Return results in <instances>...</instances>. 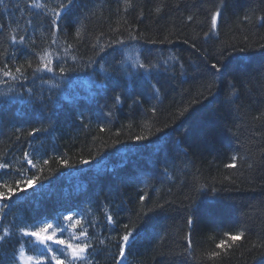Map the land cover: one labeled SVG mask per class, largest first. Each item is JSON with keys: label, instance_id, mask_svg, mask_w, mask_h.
Instances as JSON below:
<instances>
[{"label": "trees", "instance_id": "16d2710c", "mask_svg": "<svg viewBox=\"0 0 264 264\" xmlns=\"http://www.w3.org/2000/svg\"><path fill=\"white\" fill-rule=\"evenodd\" d=\"M6 2L9 6L8 14L3 15L5 20L8 15L13 20H20L22 15L27 18L30 13L36 11L33 9L23 13L17 11L15 5L19 4L23 9L26 0ZM162 2L169 0H134L135 7L125 13L123 6L117 4V0H99L98 3L96 0L91 2L82 0L80 9L74 10L71 16L62 22L63 31L59 34V44H63L65 40L72 43L77 48L74 54L86 62L93 56V52L87 44L74 39L76 27H79L80 23L73 17H78L79 21H82L84 25L82 38L89 42H94L95 36L102 31L107 33L112 28L126 26V20L127 25L139 27L143 39L150 37L157 40L155 45L140 43L135 46L136 50L142 52L145 48L152 49L153 57L176 53L184 61L192 63L193 68L199 65V72L189 71L186 76L167 80L159 100L153 99L145 103L144 108L150 104L158 106L156 119H148L150 114H145L142 108L131 106L132 99L129 98L117 106L112 124L106 126L111 131L101 133L97 127L102 123L98 117L100 107L106 102L111 103L113 90L123 92V86L117 87L115 81L112 83L106 81L105 91L93 96L96 88L89 79L92 69L87 72H69L61 81V88L54 97L60 105L55 132L51 136L39 134V139L25 135L17 141L14 135L16 128L25 130L26 134L27 130L36 126L35 118L30 115L32 105L27 100L21 103L11 97L6 98L7 103H4L2 101L5 98L0 97V156L8 153L10 154L8 158L11 159L21 157L25 148L32 151L26 143L28 140L34 141L33 148L46 151L54 157L48 166H44V175H51L52 178L48 198L39 200L37 197L23 205L14 204L13 215H9L8 220L11 221L14 215L54 214L66 200L73 204H91L94 211L86 216V219L91 220L93 214H99L95 212L96 202H106L107 198L113 205L114 214L119 213L118 224L122 225L128 222L129 217L137 221L138 196L141 194L138 190L143 188L149 196L148 207H152L156 201L165 204V207L163 210L158 209L156 213H150L149 216L153 217L151 220L142 218L137 221L140 225L137 229L140 231L139 242L131 248L124 264H202L199 259L200 253L214 248L222 232L235 231L241 225L247 228V239L243 241V246H236L224 255L222 264H264V248L251 247L252 243L264 239V167L257 166L251 170L246 164L243 167L238 164L237 169L225 167L231 156L237 152L246 158H249L248 153L251 152V156L257 161L264 152V126L261 122H252L254 115L264 112V72L259 57L261 50L255 47L257 42L264 43V26L256 21L255 17L251 23L243 21L244 14L249 10L255 12L257 17L264 15V0H230V5L220 21L218 37L207 42L202 38L203 31L207 30L203 9L209 6V0H181L179 11L172 7L158 15L155 6ZM171 3L174 4L175 0H171ZM185 5L188 12L185 11ZM118 6L121 8L119 12ZM140 9H143V22L137 20ZM85 10L94 11L95 16H84ZM190 13L196 14L195 22L186 21L185 17ZM42 21L43 17L36 21L35 30L27 29L29 37L36 38L35 52H43L44 49L54 50L57 47L50 44L48 25L42 24ZM18 34H25L24 21L20 22ZM7 35L6 31L0 36V50L16 52L17 64H23L29 59L36 62L33 46L28 41H26L28 47L23 45L10 47ZM245 36L248 37L247 42L253 44L252 49L245 53L239 51L233 53L229 58L232 60L229 72L218 82L219 87L212 89L213 95L209 96L202 87L206 79L203 76L205 61L202 56L208 57L207 64L210 67L222 48L231 44L238 49L244 45ZM164 37H168L172 43H160ZM185 39H195L197 48L201 51L198 52L190 44L183 43ZM205 49L207 51H204ZM228 50L231 51L230 48ZM135 54V51L129 48L125 51V59ZM71 64L69 60V65ZM79 66L82 68L83 63H79ZM128 66L126 62L124 68L127 69ZM44 75L45 78L51 76ZM117 80L129 83L126 72ZM233 83L237 85L239 99L231 94ZM13 87L22 91L17 85ZM24 87L39 88L40 81L37 80L36 84L32 85L29 80ZM5 90L6 86H0V92ZM140 92H147L143 84L131 90L129 94L135 96ZM200 93H203V96H200ZM44 94L47 95V92ZM66 95L76 98V104L65 105L63 97ZM193 100L199 102L192 104L189 113L184 117L177 118L179 110ZM81 111L89 123L86 130L80 127L75 119ZM165 121L171 124V127L164 133L150 136V141H155V144L145 141L149 147L136 151L139 145H133L128 137L141 133L148 135L145 125L162 127ZM128 124H132V127L121 129V125ZM155 127H152L153 132ZM118 129L122 131L119 137L122 143L103 149L104 141L111 145L112 141L117 139L114 133ZM156 136L162 139L156 140ZM165 136L167 141L163 139ZM93 137L97 138L95 142ZM177 141L183 142L180 144L181 150L188 149V158L194 167L187 175H178L175 181H170L163 175V161L167 154L170 157L179 156L180 159L176 163L178 165L181 163L182 151L179 153L173 151ZM157 146L165 150L156 152ZM98 150L103 152L104 160L98 158L91 166L79 164L81 158L91 159ZM122 152L127 153L126 168L119 167ZM59 155L69 159L74 167L65 168L56 162L55 157ZM81 168L84 171H80ZM106 169H112L113 172H106ZM141 171L143 176L140 179L129 178L140 176ZM226 176L234 179L235 183L228 181L221 183ZM5 179L12 183L14 177ZM194 180L197 186L214 183L218 189L229 190L220 191L215 196L211 192H195ZM44 182L48 183L47 180ZM78 188L86 189L87 195L84 191H77ZM153 188L159 189V192L153 191ZM23 195L21 193V196ZM13 199L17 200L18 197ZM193 201L200 210L199 222L194 232V240L199 242L196 260L181 255L185 247L184 235L190 231L186 227V218L190 214L189 205ZM96 231L102 232L104 236L109 234L99 228ZM117 251L114 244H110L108 248L98 246V251L92 259L96 264H114L112 257Z\"/></svg>", "mask_w": 264, "mask_h": 264}, {"label": "snow or ice", "instance_id": "6c2138e0", "mask_svg": "<svg viewBox=\"0 0 264 264\" xmlns=\"http://www.w3.org/2000/svg\"><path fill=\"white\" fill-rule=\"evenodd\" d=\"M91 2V0H90ZM98 3L99 0H96ZM82 0H26L24 8L21 9L20 5H15L17 11L28 12L29 9L36 10L25 18L23 15L20 20H13L8 15L7 20L3 18V15L8 14V3L6 0H0V36H3L7 31V39L9 46L23 45L28 47L26 41L33 46L35 52V45L37 44L34 36L29 37L27 33L28 28H36V21L43 17V21L48 25V32L50 33V44L57 46L54 50L44 49L43 52H35V60H26L23 64H17L15 57L16 52H10L8 49L0 50V86H6V90L0 92V97L5 98L2 102L7 103L8 97L13 100H19L24 103L26 100L32 105V113L30 114L35 118L36 126L31 127L26 131L21 128H16L14 135L17 141H20L23 136L40 138L39 134H47L51 136L55 130L59 120L60 105L54 97L57 96V90L61 88V81H63L69 72H87L92 69V74L89 77L91 82L95 85L96 91L92 95H98L105 91L106 81L108 83L116 82V86H123V92H116L113 90L111 97V103L106 102L100 107L98 113L99 119L102 123L97 127L101 133L105 131H111L107 128V125L112 124L114 120V113L118 105L125 103L127 99H132L131 106H137L144 110L145 114H150L148 119H156L158 116V106L149 105L144 108L145 103L150 100H159L162 91L165 90V84L167 80L177 79L182 76L188 75L189 71L199 72L200 66L192 67V63L186 62L183 58L176 54L171 53L168 56L163 54L153 57L152 49L145 48L142 52L136 50L135 46L144 44L157 43V40L152 38L143 39V33L139 30L138 26L127 25L110 29L109 32H100L95 36L94 42H89L83 39L84 25L82 21H79L78 17H73L75 21L80 23L79 27H76L74 39L82 44H87L93 52V56L86 62H83V58H78L74 53L77 48L72 43H68L67 40L63 44H59V34L63 31L61 24L65 22L74 10L80 9ZM118 5L123 6L125 13L129 12L135 7L134 0H117ZM230 0H209V6L204 8L205 22L207 23V30L203 31L202 38L205 42L218 37L220 21L224 15V12L228 9ZM174 7L176 11L181 8V0H175V3L162 2L155 6V12L158 15H162L167 8ZM185 11L188 12L187 6H184ZM121 8L118 6L117 12ZM84 16L94 17V11L85 10ZM264 26V15L255 16V12L249 10L243 16V21L247 23L253 22V18ZM186 21L195 22L196 14L190 13L186 15ZM144 15L143 9H140V14L137 20L143 22ZM24 21L25 34L19 35L18 30L20 28V22ZM75 27V24L73 25ZM244 45L237 47L235 45H228L219 51L214 62L207 64L208 57L202 56L205 61V68L203 76L206 78L202 87L208 92L209 96L213 95L212 89L219 87V81L221 78L229 72L233 53L239 51L245 53L252 49L253 44L248 43V37H244ZM160 43H172L168 40V37H164L159 41ZM185 44H190L193 49L198 52L201 49L197 48L195 39H185ZM255 47L260 49L259 57L262 62L261 68L264 72V43L257 42ZM132 48L135 51V55L128 56L125 59V51ZM231 49L229 51L228 49ZM204 51H207L206 49ZM109 57L111 59L109 60ZM251 59V57H249ZM69 60L72 62L69 65ZM79 61V62H78ZM128 62L127 69L124 68L125 63ZM79 63H83V67L79 66ZM95 66V67H94ZM127 73L129 77V83L126 84L123 81L117 80V78L124 73ZM44 74H51L50 77L45 78ZM31 80L32 85L36 84V81H40V87H27L24 85ZM143 84L147 92L137 93L135 96H131L129 93L131 90H135L136 87ZM17 85L20 90L13 87ZM46 86V87H45ZM131 86V87H130ZM232 95H237V85L233 83L231 85ZM45 91L47 95H45ZM203 96V93H200ZM207 99V97H204ZM63 100L65 105H75L76 98L72 96H64ZM198 100H193L188 106L181 108L178 112L179 117H184L192 104L198 103ZM235 103V101H233ZM130 106V107H131ZM78 121V125L83 129L89 128V123L86 122L87 118L83 111L75 117ZM175 121L173 120V123ZM252 122H261L264 126V112H259L252 117ZM148 129V135L143 133L130 135L129 141L133 145H139L136 151L146 149L149 144H145V141H150V136H154L157 133H164L166 129L171 127L167 121L163 123L162 127H155L154 125H145ZM131 128L132 124L127 126L121 125L123 128ZM152 127H155V131H152ZM117 139L113 140L111 145L107 141L102 143V148L115 147L117 144L122 143L119 137L122 135L120 129L114 133ZM97 138L93 137V142ZM162 137L156 136V140H160ZM163 139L167 141V136ZM28 148H32V151H28L25 148L22 151L21 157H12L9 159L8 153L0 156V264H96L92 259L94 254L98 251V246L108 248L110 244L118 249L115 256L112 257L114 264H124L127 260V254L131 248L139 242L140 231L137 229L140 227L137 221L142 218L151 220L153 217L149 216L150 213H156L157 210H163L165 204L156 201L152 207H148L147 201L149 199L148 193L140 188L138 191L141 193L138 196L139 209L136 212L137 221H133L131 217L127 223L122 225L118 224V215L114 214L113 205L111 201H98L95 204V212L98 215L93 214L91 220L86 219L88 213H93V206L91 204H73L71 201L66 200L61 207L54 212V214L41 213L37 215L33 213L31 215L13 216L11 221L8 220L9 215H13L12 206L23 205L24 203L32 202L34 198L39 200H45L48 198V189L51 186V175H44V166H48L50 161L54 159L52 155H49L46 151L42 152L39 149L33 148L34 141L26 140ZM155 144V141H150ZM182 141H177L173 146V151L178 153L182 151L183 159L178 165L176 161L180 159L179 156L170 157L165 155L164 167L162 169L163 175L167 180L175 181L178 175H187L194 167L191 160L188 158V149H180ZM166 146V145H165ZM164 148L157 146L156 152L164 151ZM121 164L120 168L127 167V153H120ZM248 157L240 155L238 152L233 154L230 158V162L225 165L229 169H237L238 164L243 167L245 164L249 170L261 166L264 167V152L261 153V159L257 161L251 156V152L248 153ZM104 160L102 151H97L95 155L91 156V159L81 158L79 164L92 165L93 161ZM56 162L65 168L74 167L70 163L69 159L63 155L55 157ZM42 161V164H41ZM80 171H84L83 168ZM106 172H113L112 169H106ZM31 173V174H29ZM143 176L141 171L140 176L129 178L140 179ZM5 177H14L12 183H9ZM124 177H121L123 179ZM47 180L46 184L44 181ZM224 181L234 184L235 180L231 177H224ZM229 189H218L215 184H199L197 186L196 181L193 183V191L195 192H211L214 196L220 191H228ZM77 191H84L87 195L86 189L78 188ZM153 191L159 192V189L153 188ZM21 193L24 195L21 196ZM13 197H18L14 200ZM167 203V201H165ZM39 207V203L37 202ZM189 208L190 214L186 218V227L190 231L184 235L185 247L181 252V255L188 257L191 260H196V249L198 247V241L194 240V232L196 225L199 222L200 210L196 208L193 201ZM226 210V209H225ZM106 230L109 234L107 236L102 235V232H97L96 229ZM91 229V232H90ZM117 229H120L117 231ZM247 239V228L241 225L235 231H225L221 233V238L215 243L214 248L205 250L200 253L199 259L202 264H222L224 255H227L234 247L243 246V241ZM237 242H241L238 244ZM252 248L260 247L264 248V239H261L258 243H252Z\"/></svg>", "mask_w": 264, "mask_h": 264}]
</instances>
